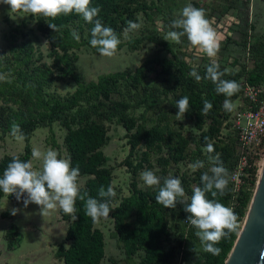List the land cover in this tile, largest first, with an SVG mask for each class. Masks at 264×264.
<instances>
[{"label": "trees", "instance_id": "16d2710c", "mask_svg": "<svg viewBox=\"0 0 264 264\" xmlns=\"http://www.w3.org/2000/svg\"><path fill=\"white\" fill-rule=\"evenodd\" d=\"M92 7L98 6L100 12L95 19H99L106 27H111L118 38L123 29L127 28L128 22L137 20L136 13L145 11L148 7L141 0H91ZM38 27L46 30L49 42L53 49L52 66L27 64L28 54L22 60L17 59L21 49H14L15 76L9 80H0V98L4 101H11L19 106V110L10 107L0 109V136L11 133L13 124H18L24 135L22 152L17 154H4L0 157V177L8 163L14 156H18L22 161H29L32 149L29 144L30 135L39 126H49L52 122L58 121L65 129L63 144L66 150V157L70 160L72 167H78L80 176H86L82 186L81 195L93 197L98 200H107L111 206L113 198H101L98 191L101 186L107 190L111 186V171L105 166V156L101 150L105 144L107 136L103 121L114 119L125 130L127 137L128 153L124 159V164L129 168L134 177L142 163L150 165V156L155 154V164L158 167V177L163 179L168 177V167L170 164H177L188 155V140L180 132L174 129L167 121H155L147 126L144 113L161 96L170 93L176 95V101L187 96L189 99L188 111L183 113L184 119L191 123L199 131L196 146L190 152V160H203L205 167L194 172L193 178H185L184 174L179 176L185 194L191 196L192 187L202 186L200 176L210 167L209 160L205 155L208 144L214 148L212 155H219L224 166L229 169L236 161L234 144L229 142L221 143L219 137L222 122L227 119L228 112L222 108L225 96L215 92V85L207 79H203L206 64L197 68L196 73L202 79L197 82L190 76V68L186 62L172 55V59L146 58L133 71L119 70L99 74L96 80L84 81L80 73H75L73 61L76 55L69 54L71 48H78L84 44L93 48L89 41L91 39L90 30L94 23H86L83 18L75 13L60 15L55 19L45 20L37 17ZM48 23L55 24L58 31H54ZM86 30V36L83 31ZM77 32L79 40L72 35ZM121 42L118 48L121 47ZM248 46L253 58V65L250 69L244 66L237 70H227L225 66L218 63L221 77L226 80H234L240 85V91L230 100L237 98L243 90V82L249 86H258L264 81V39L253 42H242V46ZM20 48V46H17ZM117 48V49H118ZM95 52L98 51L93 48ZM21 63H24L23 67ZM158 68H153V65ZM6 67L1 66L0 73ZM152 69L155 72V79L160 80L161 87L156 84L141 85L139 95L133 100L125 98L111 99L113 93L121 94V81L130 87H138L145 78L146 71ZM54 70L60 71V78L68 75L76 84L72 92L56 97L44 91L50 82L55 79ZM226 70V71H225ZM14 71V70H13ZM163 81V82H162ZM212 103V108L207 115L202 114L203 101ZM257 103L248 101V108L255 109ZM143 106V111L136 117L129 113L132 108ZM264 144V136L262 138ZM143 146L137 161L133 162L130 157L135 152L138 145ZM162 148L166 149L165 154ZM204 149V150H203ZM258 168L253 167L249 174V190L241 191L236 196V203L233 210L238 217V224L245 214L248 206L256 178ZM131 191L124 196L109 212L113 219V228L120 243L126 259L125 264H176L175 249L181 245L182 239L176 240V244L165 243L169 241L168 218L174 216L185 224L190 215L184 211L187 200L178 198L175 208H165L156 203V188H139L136 182H130ZM3 192L0 191V198ZM208 199H215L226 207L229 206L230 188L221 196L212 197L211 193H206ZM84 200L77 199V219L74 221L68 215L59 211L60 218L68 222L63 241L67 245L60 243L57 245L54 256L62 261V264H100L104 255V241L102 232L95 227V223L90 217L85 215ZM186 224V225H187ZM194 228L187 225L183 231L185 237H196ZM239 230V229H238ZM238 232V231H237ZM237 232L221 240L216 247L221 249L218 256L200 251V259L193 264H224V260L233 244ZM14 227H10L5 236L13 237ZM10 235V236H8ZM188 235V236H187ZM7 247H12V242L7 241ZM141 253L138 261H134V256Z\"/></svg>", "mask_w": 264, "mask_h": 264}, {"label": "rangeland", "instance_id": "374dc122", "mask_svg": "<svg viewBox=\"0 0 264 264\" xmlns=\"http://www.w3.org/2000/svg\"><path fill=\"white\" fill-rule=\"evenodd\" d=\"M147 4L145 11L136 13L137 20L141 27L132 32H125L123 29L120 35L121 47L117 49L112 57H105L95 52L93 48L84 44L78 48H71L69 54L76 55L73 61V70L80 73L84 81L96 80L99 74H104L119 70L133 71L146 58L172 59L171 54L182 58L189 66L190 70L203 67L211 63L210 59L200 53L198 49L189 46L187 37H181V43L177 44L164 39L169 31H181L173 29L171 22L180 17L182 9L191 5L203 9L206 18L211 22L220 38V48L214 58L217 63H221L227 70H237L244 66L250 69L253 65V58L248 46H242V42H253L255 39H264V0H141ZM37 17L25 15L24 13H11L9 7L0 3V60L1 66L6 69L0 73L9 80L15 76L14 49H21L17 55L18 60H22L28 54L31 65L52 66L53 49L49 42L46 30L38 27ZM86 36V30L83 31ZM47 41V43H45ZM17 46H20L17 47ZM21 63L20 67H23ZM153 68H158L153 65ZM14 70V71H13ZM60 71L54 70L53 79L45 92L63 97L74 90L76 84L66 75L59 77ZM161 81L155 79V72L152 69L146 71L145 78L138 87H130L121 81V94L113 93L111 99L125 98L133 100L139 95L141 85L156 84L161 87ZM163 82V81H162ZM255 100L264 98V81L256 88ZM248 91L243 88L242 93L231 102L235 105L232 112H228V117L222 122L219 131L221 143L231 141L235 144L244 120V113L248 109ZM176 95L170 93L161 95L155 103L144 113L147 126L152 125L157 120L167 121L174 129L180 131L188 140V155L177 164H170L168 175L184 174L185 178H193L194 173L190 171L188 165L190 152L194 150L198 139L199 131L184 117L176 120L179 109L176 107ZM10 107L19 110L17 104L11 101H4L0 98V109ZM143 111V106L130 109L129 113L136 117ZM106 129V142L101 150L105 156V166L111 171V186L116 196L111 206H115L122 197L129 195L131 191L130 182L134 180L139 188H149L144 186L141 180V173L151 170L158 176V167L155 164V154L150 156V165L142 163L133 177L129 168L124 164V159L128 153L127 137L125 130L114 119L103 121ZM65 129L58 121L52 122L49 126H39L30 135L29 144L31 149L39 147L42 151L48 148L59 153V158H67L63 144ZM1 134V132H0ZM23 141L13 137L10 133L0 136V157L4 154H17L22 152ZM143 150L140 144L130 157L135 162L139 158V153ZM204 150V149H203ZM260 153L253 158H247L244 167L242 162L236 161L228 169L230 174V194L237 196L241 191L249 190V174L253 167L260 168L264 161V149L258 150ZM166 149L162 148L165 154ZM29 160H32V155ZM238 162V163H237ZM238 164V165H236ZM34 169H39L41 162L33 160ZM237 166V167H236ZM234 173L238 174V189L235 188ZM234 178V179H233ZM86 176L78 177V184L82 186ZM190 186L195 187L194 182ZM190 196L185 194L183 200L189 202ZM230 205V203H229ZM230 208V206H228ZM13 208L18 209L16 215L11 214ZM68 222L60 218L59 210H41L36 204L30 203L26 208L23 199L17 201L14 195L0 198V264H62V261L54 256V251L58 244L64 242V234ZM187 224V223H186ZM174 216L168 218L169 241L165 243L176 244V240L181 238V245L175 249L174 260L176 264H193L200 259L202 246L197 237H185L183 231L187 225ZM14 227L13 237L6 238L5 232ZM103 234L104 255L100 264H125L126 259L123 249L117 240L113 228L111 216L101 219L95 223ZM196 231L195 229L193 230ZM10 236V235H8ZM12 242V247H7V241ZM195 249V250H194ZM141 253L134 256V261H138Z\"/></svg>", "mask_w": 264, "mask_h": 264}, {"label": "clouds", "instance_id": "9594fccd", "mask_svg": "<svg viewBox=\"0 0 264 264\" xmlns=\"http://www.w3.org/2000/svg\"><path fill=\"white\" fill-rule=\"evenodd\" d=\"M0 3L7 5L11 13H24L45 20L73 13L81 16L86 23H94L90 30L89 43L105 57L114 56L121 42L111 27L104 26L99 19L94 20L100 8L90 6L91 0H0ZM48 26L54 31L59 30L55 24L48 23ZM140 27L139 23L129 21L125 32H132ZM171 27L181 31H169L164 39L179 44L181 37L186 36L189 46L198 49L210 59L211 63L206 67L203 79L210 80L215 85V92L226 97L222 104L223 110L234 111L235 105L230 98L240 91V85L234 80L221 78L224 72L219 70L220 66L214 59L220 48V38L206 18L204 10L191 5L185 6L180 17L171 22ZM72 35L79 40L77 32L74 31ZM189 75L197 82L202 79L200 75H197L195 68ZM3 78L0 75V80ZM175 104L179 109L175 116L176 120H182V114L188 111L189 99L187 96L181 97ZM211 108L212 103L204 100L202 114L207 115ZM10 134L17 139H24L18 124L12 125ZM204 151L210 167L200 176L202 186L193 187L184 211L190 214L187 222L196 230L195 236L199 239L203 251L218 256L221 249L216 245L237 232L239 224L233 209L206 197V193H211L214 198L218 194L223 196L228 189L231 177L219 155H212L214 148L211 144H208ZM33 160L41 162L39 169H34ZM204 167L203 160H196L188 165L193 173ZM79 175V168L72 167L68 158H59L56 150L48 148L42 151L39 147H33L32 160L22 161L18 156L11 159L3 176L0 177V191L6 196L14 195L17 201L23 199L25 208L32 203L39 206L41 210L58 209L74 221L77 219L76 201L80 199L85 201V215L94 223L109 218L110 210L115 207L110 206L107 200H98L93 197L85 199L87 195L80 193ZM140 175L144 186L157 189L155 201L165 208H175L177 199L185 197V189L178 177L169 175L163 179L161 185V178L151 170H145ZM98 196L113 198L116 193L112 186H109L107 190L101 186ZM17 211L18 209L13 208L11 214L16 215ZM260 256L261 260H264V250L261 251Z\"/></svg>", "mask_w": 264, "mask_h": 264}, {"label": "water", "instance_id": "95a60500", "mask_svg": "<svg viewBox=\"0 0 264 264\" xmlns=\"http://www.w3.org/2000/svg\"><path fill=\"white\" fill-rule=\"evenodd\" d=\"M264 161L258 169L247 211L224 264H264Z\"/></svg>", "mask_w": 264, "mask_h": 264}, {"label": "built area", "instance_id": "2783aa9c", "mask_svg": "<svg viewBox=\"0 0 264 264\" xmlns=\"http://www.w3.org/2000/svg\"><path fill=\"white\" fill-rule=\"evenodd\" d=\"M243 88L248 91V97L251 103H257L255 109L248 108L243 117L244 120L239 126L241 128L238 138L234 144L236 161L242 162L239 165L242 169L244 167L247 158H253L259 155V149H264L262 138L264 136V98L262 100H255L257 95L256 87L249 86L245 82L242 83ZM235 161V162H236ZM238 163V162H237ZM238 165V164H236ZM237 167V166H236ZM234 190L238 189L239 178L238 174L234 173ZM230 208L232 209L236 203V195L230 197Z\"/></svg>", "mask_w": 264, "mask_h": 264}, {"label": "flooded vegetation", "instance_id": "af4514ba", "mask_svg": "<svg viewBox=\"0 0 264 264\" xmlns=\"http://www.w3.org/2000/svg\"><path fill=\"white\" fill-rule=\"evenodd\" d=\"M254 188H255V185H254ZM254 188H253V191H254ZM253 191H252V193H253ZM251 196H252V194H251ZM251 198V197H250ZM250 201V200H249ZM249 204V203H248ZM247 208H248V206H247ZM247 208H246V211H247ZM246 211H245V213H246ZM244 217H245V214H244V216H243V218H242V221H241V223H240V227H241V225H242V223H243V220H244ZM240 229V228H239Z\"/></svg>", "mask_w": 264, "mask_h": 264}]
</instances>
